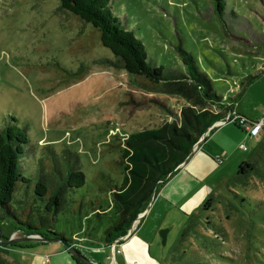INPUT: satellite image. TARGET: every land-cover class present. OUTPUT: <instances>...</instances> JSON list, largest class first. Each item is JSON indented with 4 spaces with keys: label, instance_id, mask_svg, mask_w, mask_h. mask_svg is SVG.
<instances>
[{
    "label": "rangeland",
    "instance_id": "374dc122",
    "mask_svg": "<svg viewBox=\"0 0 264 264\" xmlns=\"http://www.w3.org/2000/svg\"><path fill=\"white\" fill-rule=\"evenodd\" d=\"M224 1L223 21L214 13L211 0H111V5L120 25L143 41L150 63L164 72L185 70L177 50L181 39L198 69L223 94L225 105L232 107L228 113L256 116L264 111V0ZM104 58L115 59L101 43L98 30L59 9L58 0H0V129L12 122V116L26 128L29 140L19 164L31 179L17 182L11 212L0 211L2 236H22L27 224L43 231L50 227L67 239L79 236L82 244L74 246L87 258L116 264L115 250L110 255L112 246L94 248H104L101 238L117 218L106 188L122 180L118 162L124 140L133 132L170 121L171 114L177 116L188 101L177 93L150 89L144 77L116 68ZM83 67L88 70L82 76L71 74ZM210 105L207 109L215 113L224 107ZM228 113L205 129L185 159L203 145L224 160L209 166L197 184L186 182L183 200L166 204L154 225L156 238L149 252L134 257L129 253L142 240L140 236L117 241L126 242L124 252L116 256L121 264H146L145 260L157 258L159 264H264V157L258 152L261 157L252 161L255 170L235 179L239 164L254 157L257 144L225 120ZM213 128L226 137L211 143L230 149V154L209 148L207 137ZM236 129L246 138L241 141ZM239 141L246 149L240 148ZM64 149L76 153L85 183L80 188L65 187V203L51 213L45 208L46 197L35 193L34 184L43 176H56L54 166L66 164ZM187 172L188 168L178 167L170 180L185 182ZM159 188L143 207L151 209L156 204ZM210 196V203L203 207ZM190 200L194 207L184 209ZM136 221L137 216L126 236ZM161 229H167L164 242ZM86 236L93 241L83 240ZM11 244L0 245V264L69 262L61 241Z\"/></svg>",
    "mask_w": 264,
    "mask_h": 264
},
{
    "label": "trees",
    "instance_id": "16d2710c",
    "mask_svg": "<svg viewBox=\"0 0 264 264\" xmlns=\"http://www.w3.org/2000/svg\"><path fill=\"white\" fill-rule=\"evenodd\" d=\"M58 1L59 9L70 12L98 30L101 43L112 51L115 58L114 60L104 58V62L144 77L150 89L158 87L161 92L177 93L188 101L180 108L177 116L171 114L170 121L164 122L159 127L133 132L125 138L121 161L118 162L123 168L122 180L119 184L115 183L106 188L111 195V206L116 208L117 215L101 238V242L109 247L115 239L127 233V227L138 213L143 211L144 202L153 194L156 184L169 178L177 166L185 161L193 144L205 129L213 121L225 117L232 107L225 105L228 103L224 102L223 94L216 92L211 79L198 69L192 54L182 47L181 39L177 50L186 69L180 73L164 72L161 66L147 60L149 55L146 46L135 32L120 25V18L113 12L111 0ZM211 2L214 13L223 21L225 1L211 0ZM86 70L88 68L83 67L71 74L80 77ZM154 101L160 104L158 100L154 99ZM210 103L224 104V107L215 113L207 109L211 106ZM163 107L167 109L166 105ZM11 121L0 129V211L7 213L11 212L9 203L13 199L17 182L31 181L23 174L19 164L29 140L28 133L25 127L16 123V117L12 116ZM239 128L245 132L242 127ZM259 148L252 159H245L239 164L234 176L236 180L247 177L248 173L255 170L253 159L258 160L261 157L258 152H262L264 157V143L260 144ZM53 154L57 155L55 152ZM63 157L66 159V164L54 166L56 176L54 173L47 177L43 176V179L34 184L35 193L46 197L45 208L51 213L58 211L59 206L65 203L63 194L65 187L80 188L85 183V173L77 164L76 153L64 149ZM215 162L219 163L216 157ZM211 199V196L207 198L203 207H206ZM100 211L104 212L103 209ZM27 226L29 228L22 230L24 233L58 235L74 245L82 243L79 236H75L72 240L67 239L50 227L49 231H43L37 225L27 224ZM1 238L7 239L8 236L3 237L1 232ZM87 239L93 241L92 236L83 238V240ZM73 259L77 264H82L77 259Z\"/></svg>",
    "mask_w": 264,
    "mask_h": 264
},
{
    "label": "crops",
    "instance_id": "0c3cea01",
    "mask_svg": "<svg viewBox=\"0 0 264 264\" xmlns=\"http://www.w3.org/2000/svg\"><path fill=\"white\" fill-rule=\"evenodd\" d=\"M239 113H242V114H244V115H246L247 117H250V118H257V117H259L262 114L260 112L256 116H251V115H248V114H246V113H244L242 111H240ZM214 128H216V127H214ZM214 128H213L212 132L207 137V139L210 137L209 141H208V142H210L209 148L210 149H214L215 151H219L220 150V151H222V153L229 152V154H230L231 153L230 149L224 148V147L221 148V145L219 143H215L214 142V144H216V146L215 145L213 146V144L211 143V141H215V140L220 141V142L225 141L224 138L226 137L225 135L220 133L221 132L220 130L216 131V129L214 130ZM236 128L240 129L238 126ZM240 131H241V129H240ZM241 132H243V131H241ZM240 134L241 133L239 132V134L237 136H238L239 139L241 138L240 140L242 141V138H246V137L245 136L243 137V135L241 137ZM245 135H247V134H245ZM247 136H249V135H247ZM253 139L255 140V142L257 144L256 145L257 150H259L260 148L258 146L260 144L264 143V132L262 134H260L257 138H253ZM208 142L205 143V145H207ZM239 143L242 144L240 141H239ZM224 157H227V155H224ZM221 159H222V161L224 160L222 157H221ZM222 161H220V162H222ZM213 164H215V156H214V154H211L210 152L204 150V147L202 145L201 148L196 150L195 152H193L192 155L187 160H185L184 162L180 163L177 166V168L178 167L183 168V166H184V169L188 168L189 171L192 172V173L187 172L188 177L186 178L185 182H177L176 184H174L173 183L174 179L170 180V177H169L166 181L158 182L156 184L155 189L157 187H160L159 191H160L161 194L167 193V194H170L171 196H167V194H165L166 198L159 199L160 197H162L161 194H160L159 198H157L156 204L153 207L151 206V209H150V206L147 207V208H145V207L143 208V211H145L144 216L138 221V223L135 226V228H132V230L129 233V235L126 236V238H125V240L126 239L127 240H129V239L132 240L134 238H137V236L142 237V240L138 239V242H137L135 248H132V249L129 250V253L133 257H134L135 254H138V255L146 254L147 251L148 252L150 251L151 245L155 243L156 236L154 235V230H153L154 229V225L157 222H159L161 216L165 213V211L167 209L166 204L171 206L174 202L183 200V196H184L185 189H186L185 188L186 187V182H189L191 185L197 184L198 183V178L202 174H204L206 172V169L209 166H212ZM169 199H171V201ZM186 203L187 204H186V206H184V209H186V210L188 209L189 210L190 207H187V206H190V204L192 205L191 208L194 207L193 200H190V201H188ZM199 203H200V201L198 202V204ZM127 240H126V242H127ZM124 241L120 243V245H121L120 251L114 253L113 257L115 259L116 264H121V262H119L117 260L116 256H117V254H121L122 252H124L123 247L125 246V243H126ZM146 245H148V247ZM106 248H107V246H105L104 248L101 247V246H97L96 248H94V250L95 251H99V250H103V249H106ZM111 251L112 250L110 249V255H111ZM158 252L163 254V249L162 250L158 249ZM68 255H69V257L67 258L68 261H69L68 264H77L75 262V260L72 259L71 255L69 253H68ZM133 259H132V262L134 261L136 263V261L133 260ZM121 261L123 263L122 259H121ZM144 262L146 264H159V259L157 258L156 261L147 259Z\"/></svg>",
    "mask_w": 264,
    "mask_h": 264
},
{
    "label": "water",
    "instance_id": "95a60500",
    "mask_svg": "<svg viewBox=\"0 0 264 264\" xmlns=\"http://www.w3.org/2000/svg\"><path fill=\"white\" fill-rule=\"evenodd\" d=\"M144 213L145 212L139 213V215H137V220H139L141 218V216L144 215ZM131 230L129 232H131ZM159 232L161 234L162 242H164L167 229H161ZM25 240H36V241H40V242H50V241H56V240L61 241L64 248L68 251V253L72 257H74L78 261H80L82 264H101V263H97V262L87 258L80 249H78L74 246V244L68 242L67 240L63 239L60 236H55V237L54 236H46L42 233H23L22 236H18V237L10 236L7 239H1V229H0V245H9V244L14 243V242H21V241H25Z\"/></svg>",
    "mask_w": 264,
    "mask_h": 264
},
{
    "label": "built area",
    "instance_id": "2783aa9c",
    "mask_svg": "<svg viewBox=\"0 0 264 264\" xmlns=\"http://www.w3.org/2000/svg\"><path fill=\"white\" fill-rule=\"evenodd\" d=\"M230 113H228L225 120H228V122L232 121L238 127H242L247 135L258 137L260 134L263 133L264 131V112L256 119H250L244 115L238 114L237 112L234 113L233 111ZM195 147H197V145ZM200 148L201 146L198 149ZM240 148L245 149L246 146L244 144H240ZM216 159L219 162L222 160L220 156H217ZM137 223H138V220L136 221V224L133 226V228H135ZM120 238L124 239L126 238V235H124V237L122 236V237L115 239L110 245L112 246L110 248L111 250L113 249L115 250V252L120 251L121 249L120 243L117 242Z\"/></svg>",
    "mask_w": 264,
    "mask_h": 264
}]
</instances>
